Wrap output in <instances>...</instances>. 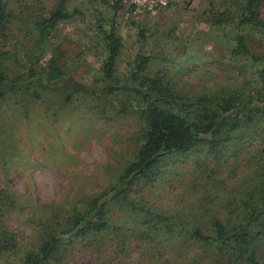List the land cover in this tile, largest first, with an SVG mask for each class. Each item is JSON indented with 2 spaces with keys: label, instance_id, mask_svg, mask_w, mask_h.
<instances>
[{
  "label": "trees",
  "instance_id": "obj_1",
  "mask_svg": "<svg viewBox=\"0 0 264 264\" xmlns=\"http://www.w3.org/2000/svg\"><path fill=\"white\" fill-rule=\"evenodd\" d=\"M263 3L264 0H239L235 16L227 9L212 14V23L228 25L233 21L237 26L260 31L264 37ZM10 6L9 0H0V133L7 139L9 149L13 123L21 117L20 113L26 115L33 101L45 96L62 95L65 106L76 101L75 93L86 90L94 108H102L100 112L112 104L117 111L128 113L129 101L131 113L140 121L133 155L110 177L109 183L90 191L83 181L60 202L35 206L38 209L30 212L28 218L35 223L36 243L25 250L20 264L60 262L77 242L99 246L111 242L117 254L126 253L129 245L136 242L149 257L159 261L166 251H183L188 244H200L203 251H212L211 264H264V53H253L246 36L236 34L232 56H246L262 64L256 71L254 86L199 96L182 95L163 76L147 72L148 56L138 55L130 74L120 79L116 60L121 41L113 28H101L107 56L101 76L92 79L89 91L85 84L76 87L69 81L55 54L44 63L39 62L48 48L50 30L46 26L71 16L64 10L63 1L47 17L30 20L31 24L24 20L28 16L20 12V7L15 11ZM22 19L31 26L23 36H30L33 46L9 32L11 23ZM5 111L10 114L3 118ZM6 148L0 149L2 155ZM242 151L243 175L234 185L237 193L229 194L225 208L213 205L226 209V219L214 215L212 196H203L197 212L190 213L195 220L152 203V196L158 195L156 185L171 177L182 159L192 156L196 168H200L190 182L194 189L199 179L211 178L207 164L212 159L218 162L228 154L238 158ZM220 186L218 182L217 187ZM3 194L0 190V214L5 207L18 205L14 196ZM25 208L27 204L18 210ZM204 209L211 213L209 218H199L198 212L204 214ZM8 244L16 247L14 237L5 239L0 235V251ZM191 264L199 262L194 260Z\"/></svg>",
  "mask_w": 264,
  "mask_h": 264
},
{
  "label": "rangeland",
  "instance_id": "obj_2",
  "mask_svg": "<svg viewBox=\"0 0 264 264\" xmlns=\"http://www.w3.org/2000/svg\"><path fill=\"white\" fill-rule=\"evenodd\" d=\"M9 1L15 11L20 7V12L26 13L28 18L24 20L30 24L36 17H47L63 1L64 10L71 16L46 26L50 30L48 48L40 55L39 62L44 63L55 54L69 81L76 87L85 84L89 91H92L88 87L92 79L101 76L107 56L101 28L105 31L113 28L121 41L116 60V75L120 79L130 74L138 55L148 56L147 72L163 76L182 95L248 89L254 86L256 71L262 67L261 62L246 56L234 57L230 52L235 47L234 36L241 33L253 53H264L260 31L237 26L233 21L228 25L212 23V14L227 9L235 16L239 12V0H167L155 12H136L127 0ZM11 24L12 36L34 45L30 36H23L31 26L23 19ZM85 91L75 93L76 101L65 106L62 95L33 101L26 115L20 113L21 117L9 130L11 149L0 133V149L8 147L5 154L0 153V190L14 196V203L18 204L14 208L5 207L0 214V235L5 239L14 237L16 246L8 244L0 251V264H20L25 250L36 243L35 223L28 218L30 212L38 209L36 205L60 202L72 195L83 181L90 191L99 190L133 155L140 121L131 113V102H126L128 113L117 111L112 104L100 112L102 108H94L92 98ZM119 100L122 102V96ZM9 114L5 111L1 116L6 118ZM244 154L242 151L238 158L228 154L218 162L212 159L207 164L211 178L199 179L194 189L190 182L200 168H196L192 156L182 159L171 177L156 185L158 195L152 196V203L195 220L190 213L197 212L203 196H212L214 215L226 219V209L221 207L225 208L230 195L237 193L234 185L243 175ZM211 182L216 185L209 186ZM25 204V210H18ZM214 204L221 207L213 208ZM208 211L198 212L199 218H209ZM194 260L211 264L212 251H203L200 244H188L183 251H166L159 261L149 257L136 242L123 254H117L111 242L103 246L77 242L60 262L45 264H191Z\"/></svg>",
  "mask_w": 264,
  "mask_h": 264
},
{
  "label": "built area",
  "instance_id": "obj_3",
  "mask_svg": "<svg viewBox=\"0 0 264 264\" xmlns=\"http://www.w3.org/2000/svg\"><path fill=\"white\" fill-rule=\"evenodd\" d=\"M134 11L155 12L158 8L164 7L167 0H127Z\"/></svg>",
  "mask_w": 264,
  "mask_h": 264
}]
</instances>
